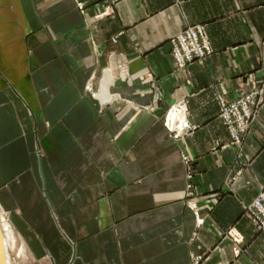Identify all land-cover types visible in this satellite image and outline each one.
<instances>
[{"label":"crops","instance_id":"obj_1","mask_svg":"<svg viewBox=\"0 0 264 264\" xmlns=\"http://www.w3.org/2000/svg\"><path fill=\"white\" fill-rule=\"evenodd\" d=\"M195 24L214 52L178 72L170 38ZM261 84L264 0H0V200L23 213L34 264H193L203 253L201 264H264V232L242 205L264 189V106L233 193L217 101ZM182 98L198 128L170 140L159 117Z\"/></svg>","mask_w":264,"mask_h":264},{"label":"rangeland","instance_id":"obj_2","mask_svg":"<svg viewBox=\"0 0 264 264\" xmlns=\"http://www.w3.org/2000/svg\"><path fill=\"white\" fill-rule=\"evenodd\" d=\"M110 1L112 4H114L119 0ZM77 5L82 10L85 8V4L83 2H77ZM197 26H202L204 27V30H206L203 24L187 25L179 33L170 38V56L174 62V69L178 72L188 69V67L198 61L196 60L192 63H188L190 61L189 56H186V46L182 47V44L180 43V40L185 37L186 39L189 38V42L192 43L190 38H192V36H195L194 33H196ZM207 39L209 41L213 53L214 49L212 48L211 42L208 38V34ZM114 41H117V36L116 38H114ZM202 43H197L198 50H195V48L191 46L193 48H190L188 50V52H190V55H201L203 53V49L204 53H206L208 51L209 46L207 47V45ZM211 54H206L205 59ZM183 56L184 58L182 59ZM118 69L119 78L124 81L128 80L130 77V72L128 70L127 63L125 61H121L118 65ZM152 88V103L149 106L145 107V109L155 112L157 111L156 109L160 107V103L162 101V90L160 85L155 83L152 84ZM86 91L93 93V86L91 82L88 83ZM244 100H246L247 102L246 105L242 104ZM217 101L219 104V117L222 120L229 134V141L224 144L223 147L229 146L235 150V159L237 163L234 165V167L231 168V173L227 178L225 185L227 190H230L231 192L235 193L237 187L240 186L239 184H241L243 181V173L245 171V167L250 165L252 161V159H250L245 154L244 147L247 138L250 134L251 127L253 123L258 119L260 111L264 106V84L248 88L246 89V91L240 93L234 99H228L224 93H220L217 96ZM224 104L230 110L229 115H227L226 113L227 110H225L226 106ZM159 118L161 123L166 128L168 138L170 140L181 141L198 128V125L194 124L189 118V101L186 98L178 99L175 103L167 107V109H164L163 114ZM182 125L183 127H181ZM239 138L241 140H238ZM239 142L243 143V145H240ZM182 158L187 165V177L192 180L193 176L196 173L191 162L192 159H190V157L184 152V150L182 153ZM6 186L7 185H5L4 187V191H6ZM19 193L21 195L23 193L22 186H20ZM194 193L195 186L194 183L191 182L190 184H187L186 196L194 195ZM207 196L209 201L213 200L215 202H217V200H219L221 197L220 193L218 192L210 193ZM13 205H15V202H13ZM242 205L244 215L249 217L254 222L258 231L264 232V189H262L252 201L248 203H242ZM0 206L2 207H0V215L4 218H7L11 221V223H13V233L11 235L5 233L7 231H4L5 237L8 240V251L10 253V260L12 259V264H34V262L38 260L35 259L33 252L31 251V246L28 241L25 240L24 237V235L27 236V232L24 230V226L26 227V223L23 224V213L21 216V213L18 212V209L7 210L2 204L1 200ZM189 206L198 215L197 203H190ZM196 219L198 225L204 223V219ZM199 222L202 223L199 224ZM224 235L231 238V240L234 242L235 252L240 253L242 249L241 243L244 242V237L240 233H237L235 227H230L226 229ZM205 256L206 255L204 253L199 255L192 254V263L201 264L202 261H204Z\"/></svg>","mask_w":264,"mask_h":264},{"label":"built area","instance_id":"obj_3","mask_svg":"<svg viewBox=\"0 0 264 264\" xmlns=\"http://www.w3.org/2000/svg\"><path fill=\"white\" fill-rule=\"evenodd\" d=\"M196 33H194L195 34V36H192V38H190L191 39V41H192V43H190L189 42V38L188 39H186V37L185 38H182L181 40H180V43L182 44V47H185L186 46V49H187V54H186V56H189V61L190 62H188V63H192V62H194V61H196V60H198V61H204V59H205V55L206 54H211L212 53V50H211V47H210V44H209V41H208V39H207V34H206V30H204V27H202V26H197L196 27ZM182 34H184V33H182ZM199 42H203L202 44H205V45H207V47L209 46V48H208V51L206 52V53H204V49H203V53L201 54V55H190V52H188V50L190 49V48H195V50H198L197 49V43H199ZM190 46V47H189ZM191 46H193V47H191ZM178 53H180V52H178ZM184 58V56L182 57V59ZM246 100H244L243 101V105H246ZM225 105V104H224ZM226 106V105H225ZM225 110H227V115H229L230 114V110H229V108L226 106L225 107ZM177 111V110H176ZM238 140H241L240 138L238 139ZM240 143V142H239ZM243 145V143H240V145Z\"/></svg>","mask_w":264,"mask_h":264},{"label":"bare ground","instance_id":"obj_4","mask_svg":"<svg viewBox=\"0 0 264 264\" xmlns=\"http://www.w3.org/2000/svg\"><path fill=\"white\" fill-rule=\"evenodd\" d=\"M107 97H109V95ZM181 127H183V125ZM12 224L13 223H11L10 220H8L7 218H4L3 216L0 215V232H2V234H3V244H4L3 246L5 249V253H6L7 264H12V262H11L12 259L10 260V253L8 251V249H9L8 248L9 247L8 240L5 237L4 231H7L5 233L11 235L13 233V230H12L13 225Z\"/></svg>","mask_w":264,"mask_h":264},{"label":"water","instance_id":"obj_5","mask_svg":"<svg viewBox=\"0 0 264 264\" xmlns=\"http://www.w3.org/2000/svg\"><path fill=\"white\" fill-rule=\"evenodd\" d=\"M3 245V234L0 232V264H7L6 253Z\"/></svg>","mask_w":264,"mask_h":264}]
</instances>
